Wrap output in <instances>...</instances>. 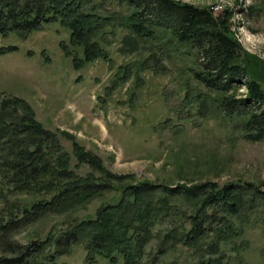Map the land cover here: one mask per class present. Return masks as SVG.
<instances>
[{
	"label": "trees",
	"instance_id": "16d2710c",
	"mask_svg": "<svg viewBox=\"0 0 264 264\" xmlns=\"http://www.w3.org/2000/svg\"><path fill=\"white\" fill-rule=\"evenodd\" d=\"M230 17V13L216 16L209 8L177 0H0L4 36L14 33L24 38L54 22L70 29L72 41L84 48V57L74 63L77 69L109 60L101 42L117 30L127 32L122 49L132 53L145 49L140 48L141 41L165 39L152 46L139 71L158 70L164 58L181 49L195 51L199 68L193 76L207 93L190 88L187 99L197 98L203 110L216 107L227 118L239 120L245 139L259 142L264 140V60L244 50L231 32ZM15 49L3 47L0 54ZM119 73L110 93L132 76L130 68H121ZM240 86L247 90L242 100L229 94L237 93ZM60 148L55 134L35 119L24 100L0 94V194L3 184H8L14 193L40 197L29 206L5 198L0 212V264H59L77 244L86 252V264H97L100 257L111 264H141L156 239L159 246L149 264H160L180 245L207 257L194 264H229L222 246L236 233L231 219L256 210L259 204L264 216V191L253 183L219 186L208 181L175 188L151 182L133 184L126 182L132 176L111 173L79 145H75L77 158L90 163L102 179L75 177L70 156ZM108 193H113L111 200L95 216L66 222L67 228L58 235L50 232L26 244L15 240L29 225L49 215L68 214ZM175 200L191 208L187 223L186 214L180 215L183 222L171 221L179 213ZM166 221H170L166 232L155 233Z\"/></svg>",
	"mask_w": 264,
	"mask_h": 264
},
{
	"label": "rangeland",
	"instance_id": "374dc122",
	"mask_svg": "<svg viewBox=\"0 0 264 264\" xmlns=\"http://www.w3.org/2000/svg\"><path fill=\"white\" fill-rule=\"evenodd\" d=\"M177 1L209 8L216 16L230 13L231 32L244 50L264 60V0ZM126 35L122 30L107 33L101 44L109 60L77 69L74 63L84 57V48L72 41L70 29L61 22L43 25L24 38L0 33V49L16 48L0 54V94L24 100L31 107L35 119L55 134L60 149L70 156L75 177L102 179L90 163L77 158L75 145H79L111 173L132 176L126 182L133 184L151 182L175 188L208 181L219 186L242 182L264 191V140L245 139L239 120L227 118L216 107L205 111L197 98L186 97L190 88L194 93H207L193 76V70L199 68L196 52L184 48L164 58L158 70L139 71L152 46L165 39L141 41L139 46L145 49L132 53L122 49ZM121 68H130L132 76L110 93ZM246 92L240 86L237 93L232 90L229 94L242 100ZM2 187L0 212L5 198L21 206L40 199L14 193L8 184ZM112 195L98 196L65 215H49L17 233L15 240L26 244L44 239L50 232L58 235L67 228L66 222L95 216ZM173 204L179 213L171 221L183 222L184 217L187 223L191 208L180 200ZM262 212L259 204L256 210L231 219L236 233L222 246L229 264H264ZM169 226L166 221L155 233H165ZM213 237L205 241L209 243ZM158 246V239L149 244L141 264H149ZM85 256L83 246L77 244L59 264H86ZM203 258L207 257L201 251L180 245L161 258L160 264H194ZM97 264L111 263L100 257Z\"/></svg>",
	"mask_w": 264,
	"mask_h": 264
}]
</instances>
